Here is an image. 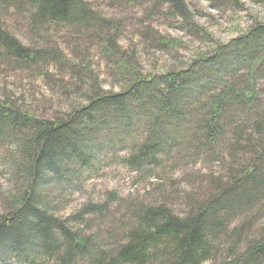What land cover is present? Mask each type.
<instances>
[{
	"label": "trees",
	"instance_id": "1",
	"mask_svg": "<svg viewBox=\"0 0 264 264\" xmlns=\"http://www.w3.org/2000/svg\"><path fill=\"white\" fill-rule=\"evenodd\" d=\"M164 2L172 13L186 18L183 0ZM0 4L27 7L35 29L56 24L91 30L116 57L114 36L106 32L109 20L83 0H0ZM0 55L27 63L37 52L0 24ZM238 69L245 70L244 79L236 75ZM132 75L124 90L97 88L86 104L57 121L0 102V147L8 143L13 151L7 165L16 180L10 207L0 214V264H203L216 256L213 244L221 235L233 244L222 264H264V237H249L246 247L238 246L247 239L253 220L225 230L237 213L252 211L264 195V107L255 89L256 78L264 75V24L254 22L244 34L216 44L184 69L159 74L135 70ZM229 109L238 111L240 118L228 115ZM193 111L195 130L189 138L196 151H208L230 131L235 139L232 148L237 139L245 138L254 155L250 166L232 172L223 188L217 182L220 186L208 200L195 203L183 215L162 204L133 206V226L123 242L111 248H105L103 241L92 242L93 237L80 234L75 226L86 214L104 212L105 205L89 203L66 218L55 214L60 204L53 193L63 200L86 174L98 170L94 167L98 154L114 146L113 138L97 139L102 130L117 129L124 138V130L136 118L143 121L145 135L140 141L128 138L134 151L124 162L131 169H150L170 150L168 132L181 129ZM156 255L163 259L158 262Z\"/></svg>",
	"mask_w": 264,
	"mask_h": 264
},
{
	"label": "rangeland",
	"instance_id": "2",
	"mask_svg": "<svg viewBox=\"0 0 264 264\" xmlns=\"http://www.w3.org/2000/svg\"><path fill=\"white\" fill-rule=\"evenodd\" d=\"M83 1L109 20L106 32L114 36L116 57L91 30L56 24L35 29L28 19L27 7L0 4L3 29L37 52L35 59L27 63L0 55V102L11 103L37 118L57 121L86 104L97 88L108 92L124 90L135 70L159 74L184 69L194 58L207 55L216 44L244 34L254 22L264 24V0H183L186 18L172 13L164 0ZM214 73L211 76L215 77ZM244 73L238 69L236 75L244 79ZM255 89L264 107V75L256 78ZM227 113L236 115L235 120L240 118L236 110L229 109ZM193 114L194 111L178 131L165 130L171 137L166 147L170 150L150 169H131L124 162L134 151L128 138L140 141L145 135L143 121L136 118L124 130V138L117 129L102 130L97 139L113 138L114 146L98 154L94 164L98 170L86 174L75 189L66 190L63 200L53 193L60 204L55 214L66 218L86 204L105 205L104 212L86 214L83 223L75 226L80 234L93 237L92 242L103 241L105 248H111L113 243L123 242L133 226V206L162 204L183 215L195 208V203L208 200L217 192V182L223 188L232 172L250 166L254 155L245 138L237 139L238 145L232 148L235 139L230 131L225 138L211 143L208 151H196L189 138L195 130L191 123ZM256 152L261 153L260 148ZM12 153L8 143L0 147V214L8 211L9 197L16 189L15 177L7 165L13 159ZM256 203L252 211H241L226 224L228 233L242 225L243 220H253L247 239L242 238L238 246L246 247L249 237H264V195ZM232 245L226 235H221L213 244L216 256L203 264H222ZM156 256L158 262L163 259Z\"/></svg>",
	"mask_w": 264,
	"mask_h": 264
}]
</instances>
